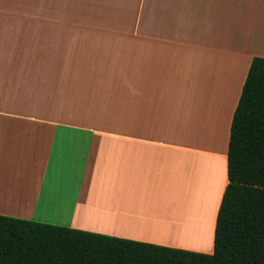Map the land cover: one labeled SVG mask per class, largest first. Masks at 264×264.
I'll return each instance as SVG.
<instances>
[{"label": "crops", "instance_id": "1", "mask_svg": "<svg viewBox=\"0 0 264 264\" xmlns=\"http://www.w3.org/2000/svg\"><path fill=\"white\" fill-rule=\"evenodd\" d=\"M111 4L71 21L0 7V215L211 254L264 0Z\"/></svg>", "mask_w": 264, "mask_h": 264}, {"label": "trees", "instance_id": "2", "mask_svg": "<svg viewBox=\"0 0 264 264\" xmlns=\"http://www.w3.org/2000/svg\"><path fill=\"white\" fill-rule=\"evenodd\" d=\"M213 252L189 251L0 215V264H264V58L232 116Z\"/></svg>", "mask_w": 264, "mask_h": 264}, {"label": "rangeland", "instance_id": "3", "mask_svg": "<svg viewBox=\"0 0 264 264\" xmlns=\"http://www.w3.org/2000/svg\"><path fill=\"white\" fill-rule=\"evenodd\" d=\"M6 4L9 6L14 4L15 16L21 21L43 18L44 0H0V7ZM46 7L48 19H60L62 21L107 20L117 18L119 10L118 7L111 4V0H46ZM0 16H2L1 11ZM2 31L3 28L0 27V33ZM31 32L33 33L34 30ZM14 43L16 49L22 48L21 40L19 42L14 41ZM0 47H4L1 41Z\"/></svg>", "mask_w": 264, "mask_h": 264}]
</instances>
